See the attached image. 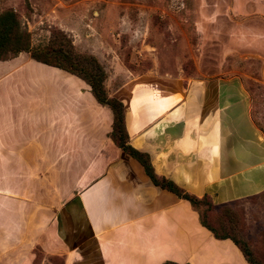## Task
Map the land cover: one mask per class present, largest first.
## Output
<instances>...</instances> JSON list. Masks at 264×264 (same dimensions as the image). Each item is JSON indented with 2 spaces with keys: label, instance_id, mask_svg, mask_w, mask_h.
<instances>
[{
  "label": "crops",
  "instance_id": "crops-1",
  "mask_svg": "<svg viewBox=\"0 0 264 264\" xmlns=\"http://www.w3.org/2000/svg\"><path fill=\"white\" fill-rule=\"evenodd\" d=\"M109 92L125 106L130 144L150 155L157 175L216 205L264 195V134L241 81L146 74ZM112 125L80 78L28 53L0 61V160H15L22 181L35 164L52 184L36 196L61 199L0 210V264H34L37 247L65 264H230L224 249L248 264L115 146Z\"/></svg>",
  "mask_w": 264,
  "mask_h": 264
},
{
  "label": "rangeland",
  "instance_id": "rangeland-1",
  "mask_svg": "<svg viewBox=\"0 0 264 264\" xmlns=\"http://www.w3.org/2000/svg\"><path fill=\"white\" fill-rule=\"evenodd\" d=\"M9 9L32 34L34 46L47 44L50 32L60 29L78 53L95 56L107 71L109 91L146 74L180 78L184 84L237 79L249 96L252 120L264 134V0H0V14ZM6 161L13 165L12 181ZM29 172L22 181L15 160H0V210L22 204L51 208L61 200L38 198L36 189L51 190L52 184L38 179L35 164ZM237 210L243 239L264 263V195ZM46 215V220L53 217ZM33 254L35 264H65L62 256L41 247ZM221 254L237 264L231 249Z\"/></svg>",
  "mask_w": 264,
  "mask_h": 264
},
{
  "label": "trees",
  "instance_id": "trees-1",
  "mask_svg": "<svg viewBox=\"0 0 264 264\" xmlns=\"http://www.w3.org/2000/svg\"><path fill=\"white\" fill-rule=\"evenodd\" d=\"M50 33L47 44L34 46L32 34L23 27L17 13L10 9L3 11L0 14V61H8L21 53H28L36 62L63 70L83 80L91 88L95 100L110 109L113 114L112 131L109 136L115 146L139 162L156 187L188 201L198 213L201 225L217 240H231L248 264H264L257 260L249 243L243 239L241 220L237 210L240 204L257 196L216 205L210 195L198 197L181 188L174 181L157 175L150 155L140 152L130 144L125 106L111 96L107 89L108 74L103 65L93 55L78 53L73 41L64 31L53 29ZM164 264L177 263L165 262Z\"/></svg>",
  "mask_w": 264,
  "mask_h": 264
}]
</instances>
